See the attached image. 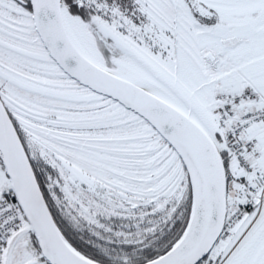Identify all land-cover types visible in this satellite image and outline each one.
I'll use <instances>...</instances> for the list:
<instances>
[{
    "label": "snow or ice",
    "instance_id": "6c2138e0",
    "mask_svg": "<svg viewBox=\"0 0 264 264\" xmlns=\"http://www.w3.org/2000/svg\"><path fill=\"white\" fill-rule=\"evenodd\" d=\"M0 264H264V0H0Z\"/></svg>",
    "mask_w": 264,
    "mask_h": 264
}]
</instances>
